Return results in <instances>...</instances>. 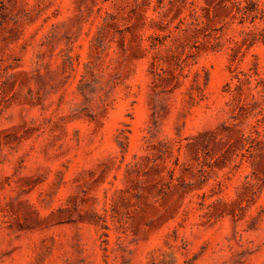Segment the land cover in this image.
Masks as SVG:
<instances>
[{"label": "rangeland", "instance_id": "obj_1", "mask_svg": "<svg viewBox=\"0 0 264 264\" xmlns=\"http://www.w3.org/2000/svg\"><path fill=\"white\" fill-rule=\"evenodd\" d=\"M0 264H264V0H0Z\"/></svg>", "mask_w": 264, "mask_h": 264}]
</instances>
